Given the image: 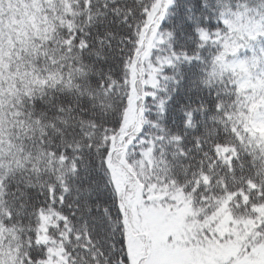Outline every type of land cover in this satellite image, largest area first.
I'll return each instance as SVG.
<instances>
[{"label": "snow or ice", "instance_id": "obj_1", "mask_svg": "<svg viewBox=\"0 0 264 264\" xmlns=\"http://www.w3.org/2000/svg\"><path fill=\"white\" fill-rule=\"evenodd\" d=\"M0 264H264V0H0Z\"/></svg>", "mask_w": 264, "mask_h": 264}]
</instances>
